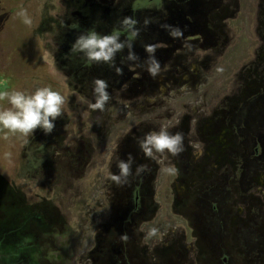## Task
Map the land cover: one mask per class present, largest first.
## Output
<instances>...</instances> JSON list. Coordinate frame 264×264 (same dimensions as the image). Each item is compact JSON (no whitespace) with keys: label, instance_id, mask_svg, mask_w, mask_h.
<instances>
[{"label":"flooded vegetation","instance_id":"flooded-vegetation-1","mask_svg":"<svg viewBox=\"0 0 264 264\" xmlns=\"http://www.w3.org/2000/svg\"><path fill=\"white\" fill-rule=\"evenodd\" d=\"M102 1L64 0L67 7L64 15L69 17L71 14L73 18H65L62 24L59 19L53 20V23L58 30L55 43L57 46H64L68 55L72 52L75 41L70 37L64 42L60 32L63 30V36H69L71 25L90 31L89 23L83 24L81 21L91 18L88 13L90 10L94 11L97 18L98 15L102 18L103 13L98 14L93 9L94 6H101ZM192 1L188 0L178 11H174L168 0L158 13H153L157 18L151 16L147 19V25L145 18L134 14V19L138 21L135 27L139 29V35L132 38V45L139 60L127 59V47L116 54L117 68L122 69V75L132 77L127 89L131 92L141 91V98L131 105L136 110L141 104L146 106L148 117L141 121L146 110L138 112L137 120L125 135L127 140L135 142V146L122 142V149L117 150L118 162L126 161L129 154L134 158L132 174L128 177L121 176L119 184L113 181L111 177L120 173L118 162L114 161L117 164L113 168V175L102 178V195L97 200L100 208L94 211L99 219L95 225L98 240L93 249L86 251L91 253L85 260L87 264H104L107 256L117 257L116 252L123 264H186L189 258L191 264H197L195 262L200 258L193 259V255L203 256V252H210V255L216 253L219 256L221 252L227 251L226 255L221 257V253L217 259H205L206 264H234L230 252L235 250V246L245 254V261L257 260V263H264V0H259L257 5L260 19L255 29L257 39L252 41L256 43L254 58L235 73L237 78L229 83L227 89H219L211 95L199 87L202 85L203 75L212 73L215 65L222 63L220 60L228 50L233 52L234 42L231 40L230 30L224 29L223 22L235 18L236 12L241 8V1ZM213 10H217L218 20L208 18ZM118 16L115 26L117 30L120 29V39H130V33L121 28L122 13ZM165 25L178 26L183 36L174 39ZM95 26L100 27V23ZM147 44L159 45L155 56L160 62V70L155 78L146 70L148 53L144 46ZM198 49H210L212 52L202 57V54L197 53ZM232 57L228 61L233 67ZM88 67L91 68V65ZM94 69L107 74L113 67L106 63H94ZM222 72L224 71L219 70L216 73ZM122 75L117 74V78L121 79ZM119 86H122L121 83ZM171 91L176 93L171 94ZM188 94L191 97L185 99L184 96ZM172 95L183 96L176 102L179 107L171 102ZM153 97L154 101H150ZM97 127L100 130L102 125ZM161 127H166L171 133L183 134L185 150L178 156L165 153L164 156L156 154V159H151L139 148L137 138H142L149 131H158ZM40 137L45 138L43 135ZM193 144L202 146V155H194ZM101 152L103 157L100 164L103 165L107 154L113 150L102 148ZM138 165L147 166V170L137 174ZM166 167L176 171L166 172ZM190 186L193 187L192 193L195 192V204L190 206L196 210L191 212L188 222L194 240L188 242V234L183 230L179 239L169 232L164 239L155 241L149 228L139 229V223L158 210L156 194L161 198L171 193L176 207L184 202V198H190ZM120 187H125L124 192ZM112 199L115 211L110 215L107 201ZM17 201L22 206L24 201ZM17 207L20 206L14 205V208ZM236 207L238 214L234 212ZM46 212L48 210L43 209V213ZM13 216L15 215L5 221L9 232L12 229L11 222L21 223L22 228L29 232H38L47 225L41 218L31 214L27 217L21 214V220ZM42 218H45V214ZM161 241L167 259L159 258L157 244ZM11 242L6 241L5 244ZM171 252L177 257L174 258L175 261Z\"/></svg>","mask_w":264,"mask_h":264},{"label":"rangeland","instance_id":"rangeland-1","mask_svg":"<svg viewBox=\"0 0 264 264\" xmlns=\"http://www.w3.org/2000/svg\"><path fill=\"white\" fill-rule=\"evenodd\" d=\"M240 1L241 8L236 12L235 18L223 22L224 29L230 30L229 34L234 42L233 52L230 53L228 50L220 60L222 63L216 64L212 73L203 75L202 85L199 87L203 91L206 90L209 95L219 89H227L229 83L237 78L235 73L237 74L255 55L253 52L256 43L252 41L256 38L255 29L260 19L257 6L259 0ZM167 2L168 0H103L101 6L93 8L98 14L102 12L103 17L100 18L98 15L97 18L94 11L90 10L88 13L91 14V18L97 21L93 22L89 18L81 22L83 24L88 22L91 31L98 34H112L120 30L115 26L119 13H122L123 18H134V14H137L139 18L149 19ZM170 2L171 9L178 11L188 0ZM21 9L27 11L31 24H25L18 15ZM66 11L64 0H0V82H3L0 84V91L9 93L23 91L31 94L37 87L50 86L65 98L63 115L54 121L55 127L50 134H45L42 129L37 128L32 135L24 136L0 126V174L7 183V187L5 183H0V215L6 218V222L12 219L9 218L12 215H17L18 207L14 208V205H19V202L14 203L13 197L22 199L24 201L22 206L25 209L38 212V218L47 224L45 229L38 230V264H87L85 260L91 253L86 251L93 249L98 240L95 225L99 219L94 215V211L100 208L97 200L102 195L103 188L100 185L103 184L102 178L113 175V168L117 164L114 161L118 162L117 150L122 149V142L128 146H135V142L132 139L127 140L125 135L137 120L138 112L146 110L143 118H140L141 121L148 117L147 107H143L141 102H138L141 104L138 110L131 105L141 98V91L131 92L127 89L132 81L131 76L122 75L121 79L117 78L115 74L118 67L117 59L111 72L104 74L101 70L94 69L95 62L87 61L83 53L72 51L68 55L64 46L56 45L58 30L53 20L59 19V23L62 24L65 18L72 19L71 14L65 17ZM216 12L217 10H213L208 18L218 20ZM98 22L100 27L95 26ZM62 32L60 37L65 42L70 37L75 41L80 34L88 31L84 30V27L71 25L69 36L64 37ZM133 50L135 51L132 48ZM210 52H212L210 49L197 50L202 57ZM231 57L233 67L228 61H231ZM88 65H91V68ZM80 67L83 68L79 69ZM221 68H225L222 69L224 72L216 73ZM97 78L107 81V91L111 96L105 105V113H99V110L94 111L90 107L95 102L93 81ZM174 93L176 91H171V94ZM182 97L172 95L170 100L177 104ZM190 97L189 94L184 96L185 99ZM10 107L7 99L0 100V110ZM97 125H102V128L98 130ZM40 135L45 138L41 139ZM102 148L113 150L107 154L103 165L100 164L103 157ZM102 173L104 175H100ZM8 186L10 190L4 193V187L8 189ZM124 189L125 187H120L122 192ZM190 189V198H184V202L176 207L171 193L161 198L156 194V200L159 201L158 210L152 213L150 218L139 223V229L149 228V232L156 229L153 235L155 241L164 239L169 232L179 239L183 230L188 234V242L194 240L188 221L191 212L196 210L190 206L195 204L193 201L195 192L192 193V186ZM16 193L20 194L16 196ZM112 201L113 199L107 201L110 215L115 211V204ZM45 208L48 212L43 213ZM235 211V214H238V207L234 209ZM42 213L45 214V218H42ZM14 223L11 222V226ZM7 226L8 224L5 227ZM6 238L9 240L10 235H6ZM7 239L0 241L2 251L8 245L5 244ZM28 243L31 241L26 242ZM158 243L159 258L167 259L168 256L161 246L162 241ZM227 252H221V257ZM230 253L234 258V264H260L257 260L245 261V254L237 250V246ZM115 254L117 257L107 256L103 263L123 264L117 252ZM220 254L217 256L214 253L213 257L210 252L207 254L203 252V256L196 254L192 258H200L195 262L197 264H206L205 259H217ZM12 255L2 254L0 264L13 262L25 264L26 259L22 258L21 254ZM172 257L173 261L177 258L173 253ZM189 259L186 264H191Z\"/></svg>","mask_w":264,"mask_h":264},{"label":"clouds","instance_id":"clouds-1","mask_svg":"<svg viewBox=\"0 0 264 264\" xmlns=\"http://www.w3.org/2000/svg\"><path fill=\"white\" fill-rule=\"evenodd\" d=\"M18 15L23 19L25 24H31L25 9H21ZM138 21L132 17H124L121 21V28L125 32H129L131 38L122 41L120 39L121 33L119 31L112 34H98L95 31H88L80 34L73 46V52H81L86 59L95 63H106L114 66L116 54L123 52L125 47L129 49L127 59L129 61H138L139 57L132 51V38L139 35V29L135 26ZM149 21L146 19L145 24ZM169 30V35L175 38L183 36L182 30L178 26L165 25ZM146 53H148V61L146 70L155 78L159 74L160 62L156 58L155 53L159 45L147 44L144 46ZM222 71V69H220ZM118 75H122V69H116ZM3 82H0L2 84ZM93 95L95 102L90 107L96 111L103 112L105 105L111 99L107 91L108 83L103 79H95L93 81ZM183 90V88H182ZM7 99L11 105L10 108L0 110V126L9 130L12 133H21L24 136H29L39 128L45 134H50L55 127L54 121L63 115V105L65 98L60 92L53 90L50 86L37 87L31 94H26L23 91H0V100ZM154 97L150 101H154ZM184 137L182 133H171L166 127H161L158 131H149L143 135L142 138H137V143L141 151L146 157L156 159V154L164 156L165 153L171 156H178L184 151ZM194 149V155H202L203 148L200 144L191 145ZM163 163V161H157ZM134 163V158L131 154L128 159L120 160L118 167L120 169L119 175H113L111 179L118 184L121 176L128 177L132 174L131 166ZM147 166L138 165L137 174L146 171ZM166 172L174 173L176 170L171 167L165 168ZM156 229L151 230V234H155Z\"/></svg>","mask_w":264,"mask_h":264},{"label":"trees","instance_id":"trees-1","mask_svg":"<svg viewBox=\"0 0 264 264\" xmlns=\"http://www.w3.org/2000/svg\"><path fill=\"white\" fill-rule=\"evenodd\" d=\"M0 183L1 184L5 183L6 184L5 187H7V183L3 180V177L1 176V174H0ZM5 187H4V193L6 190H10L9 186H8V189H5ZM18 194H20V193H18ZM18 194L16 193V196H18ZM18 198L13 197V200L17 201ZM17 204H18V201H17ZM19 206L20 207H18L16 210L17 211V215L15 216L16 219L21 220V214L24 215L25 217L29 216L30 214L32 216L38 217V212L35 213L32 211H29V210L23 208L20 203H19ZM5 221H6V218H4V216L0 215V241L7 239L6 235H8V236L10 235L9 240L8 239L7 240L12 241L11 243H15V245H11V243H9L8 245H6V248H4L3 251L0 248V257L2 256V254L4 256H7L8 254L12 255V254L18 253V254H21L22 258L26 259V260L23 259L25 261V264H26V261H28L27 264H38V262H39L38 261V232L26 231L24 228H22L21 223L15 222L11 226V228H12L11 231L9 232V230H8L6 233V227H5L6 222ZM27 241H31V243L26 244ZM12 256H14V255H12Z\"/></svg>","mask_w":264,"mask_h":264}]
</instances>
